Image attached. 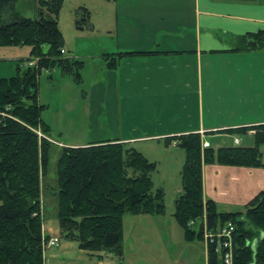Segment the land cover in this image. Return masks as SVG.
I'll return each instance as SVG.
<instances>
[{
  "label": "trees",
  "instance_id": "trees-1",
  "mask_svg": "<svg viewBox=\"0 0 264 264\" xmlns=\"http://www.w3.org/2000/svg\"><path fill=\"white\" fill-rule=\"evenodd\" d=\"M17 2L0 0V48L30 49L29 62H17L13 76L0 78V264H44V243L49 236L43 230V195L56 144L49 141L52 130L42 118L45 106L39 103V76L59 66L63 75L81 80L84 63L63 57L65 39L58 18L64 0H38L36 19L20 17ZM76 17L78 30L91 27L88 9L79 8ZM233 51H264V31L241 36ZM138 54L142 53L108 55L106 66L116 69L122 57ZM25 62L34 65L25 66ZM254 129L256 145L251 148L214 151L202 148L200 134L178 138L185 162L174 217L188 241H204L205 226L211 231L231 226L232 264H264V191L243 212L220 213L213 201L204 200L203 167L264 168L259 149L264 144V126ZM60 149L55 196L61 234L91 257L114 253L122 259L124 217L162 216L166 212L165 194L154 189L152 180L156 163L119 140ZM197 224L199 230H195ZM223 256L224 251L217 250L215 244L207 246V264H225Z\"/></svg>",
  "mask_w": 264,
  "mask_h": 264
},
{
  "label": "crops",
  "instance_id": "crops-1",
  "mask_svg": "<svg viewBox=\"0 0 264 264\" xmlns=\"http://www.w3.org/2000/svg\"><path fill=\"white\" fill-rule=\"evenodd\" d=\"M105 2L104 56L142 53L111 69L122 114L119 138L111 141L143 144L150 161L157 151L175 155L180 168V136L200 134L210 148L224 138L231 147L256 145L254 128L264 126V51L233 49L241 36L264 31V0ZM262 191L264 168L203 167L204 200L220 213L243 212Z\"/></svg>",
  "mask_w": 264,
  "mask_h": 264
},
{
  "label": "rangeland",
  "instance_id": "rangeland-1",
  "mask_svg": "<svg viewBox=\"0 0 264 264\" xmlns=\"http://www.w3.org/2000/svg\"><path fill=\"white\" fill-rule=\"evenodd\" d=\"M107 5L103 0H64L58 18L65 39L63 57L84 63L80 71L81 80L73 75H63L59 66L43 71L39 76V103L45 106L42 118L51 125V137L56 142L45 179L43 230L45 236L59 239L57 246L46 249L44 264H207L205 240H186L183 228L174 217L180 187L182 192V167L176 165L178 157L168 153L157 151L147 156L157 165L152 180L154 189H162L165 194L166 212L162 216L124 217L122 259L114 253H102V258L91 257L60 232L55 196L60 148L84 147L95 141L114 140L121 133L120 94L112 84L113 73L106 66L109 61L104 56L105 42L110 41L103 28ZM81 7L91 12V27L84 30L76 28V12ZM16 11L20 17L36 19L40 11L38 0H18ZM29 50L28 47L0 48V78L13 76L16 63L28 61ZM26 62L25 66L34 65V62ZM232 143L231 139L224 138L217 144L213 143L212 149L228 148ZM127 146L140 152L144 145ZM260 151L264 164V144ZM178 154L185 157L182 150ZM199 229L200 224H197L195 230Z\"/></svg>",
  "mask_w": 264,
  "mask_h": 264
},
{
  "label": "built area",
  "instance_id": "built-area-1",
  "mask_svg": "<svg viewBox=\"0 0 264 264\" xmlns=\"http://www.w3.org/2000/svg\"><path fill=\"white\" fill-rule=\"evenodd\" d=\"M39 135L42 136L41 134ZM236 143H239V140H237ZM174 146H177V144L175 143ZM202 148H210V144L208 142H203ZM233 230L234 229L231 226L218 231H211L206 226L204 229L206 246L209 244H215L217 250L224 251L223 260L225 264L233 263ZM58 244V238H48V240L44 243V250L57 246Z\"/></svg>",
  "mask_w": 264,
  "mask_h": 264
},
{
  "label": "water",
  "instance_id": "water-1",
  "mask_svg": "<svg viewBox=\"0 0 264 264\" xmlns=\"http://www.w3.org/2000/svg\"><path fill=\"white\" fill-rule=\"evenodd\" d=\"M257 243H258V240L254 242V246H256V245H257Z\"/></svg>",
  "mask_w": 264,
  "mask_h": 264
}]
</instances>
